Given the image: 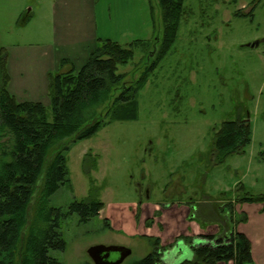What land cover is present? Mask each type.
Listing matches in <instances>:
<instances>
[{"label":"rangeland","instance_id":"obj_1","mask_svg":"<svg viewBox=\"0 0 264 264\" xmlns=\"http://www.w3.org/2000/svg\"><path fill=\"white\" fill-rule=\"evenodd\" d=\"M60 1L0 0V47L16 60L19 49L50 46L57 38ZM88 9L95 12L97 37L125 47L137 39L154 43L138 47L132 60L118 66V73L126 74L123 84L97 110L106 124L88 138L64 141L70 146L71 181L53 194L51 205L66 209L93 190L104 208L88 222L79 214L65 218L61 231L67 248L53 256L62 264H81L91 260L90 246L105 245L131 250L122 264L143 259L152 251L149 240L125 236L138 207L145 217L146 207L193 201L200 207L196 214L209 220L218 217L204 212L217 207H264L237 201L243 189L264 195V0H184L175 44L139 89L136 118L112 121L119 109L115 98L123 87L136 86L159 56L162 12L158 0H63L71 24L86 21ZM239 119L250 122L251 144L216 164V133L224 121ZM160 215L154 211L143 233H159ZM106 218L119 230L107 229Z\"/></svg>","mask_w":264,"mask_h":264},{"label":"trees","instance_id":"obj_2","mask_svg":"<svg viewBox=\"0 0 264 264\" xmlns=\"http://www.w3.org/2000/svg\"><path fill=\"white\" fill-rule=\"evenodd\" d=\"M158 3L163 22L159 56L136 86L123 87L113 102L120 110L113 111L111 121L136 118L139 89L175 44L185 13L184 0H158ZM151 16L154 20L153 13ZM153 43L137 39L125 47L110 38H98L80 68L49 73L48 107L40 102L19 101L9 91V54L0 47V264H62L53 252H63L67 248L61 231L63 220L79 214L82 222H88L100 215L104 203L93 190L86 199L74 201L66 209L51 205L53 194L71 181L66 158L70 146L64 141L88 138L106 124L97 110L110 99L113 90L123 84L126 74L118 73V66L132 60L138 47L149 49ZM251 141L249 121H224L215 135L212 151L216 164L233 154L243 153ZM242 191L238 202L264 203V195L250 196L244 189ZM139 208L135 216L137 221ZM246 220L243 214L235 222ZM105 227L112 230L108 218ZM200 237L208 243L193 245L194 258L181 264L253 263L250 239L234 227L225 236ZM146 238L152 251L132 264H162L161 251L166 247L161 245L160 238ZM178 239L193 243V237L181 235Z\"/></svg>","mask_w":264,"mask_h":264},{"label":"crops","instance_id":"obj_3","mask_svg":"<svg viewBox=\"0 0 264 264\" xmlns=\"http://www.w3.org/2000/svg\"><path fill=\"white\" fill-rule=\"evenodd\" d=\"M79 10L83 12L81 6ZM86 15V21L82 19L81 22L71 24L68 17L63 15V0H61L60 19L58 27L55 28L57 38L54 42L50 46H42V49H39L40 46L19 49L17 51L19 58L16 60L9 54L8 70L11 77L9 91L19 101L40 102L48 107L50 105L49 73L68 71L71 68L78 69L86 62L99 38L94 10L88 9ZM129 34L135 35L132 29ZM123 35L128 34L125 32ZM193 206V201L188 203L181 201L168 202L156 209L146 207V216H140L139 221L134 216L133 227L130 232H125V236L138 237L146 241H148L146 237L160 238L161 245L166 247L161 251L162 264H181L193 259V245L208 243L200 235L221 237L231 233L234 227L251 241L252 264H264V207H217L204 212L206 217L212 214L218 217L209 220L196 214L200 207ZM157 210L161 215L155 221L162 228L155 236L147 235L143 233L142 228L148 227L147 219L153 218L152 215ZM244 211H247V220L240 224L236 223L235 220L243 215ZM109 220L112 231L119 230L120 226L114 220ZM154 224L150 226L151 230ZM181 235L193 237V243L179 240L178 237ZM218 264H234V262Z\"/></svg>","mask_w":264,"mask_h":264},{"label":"water","instance_id":"obj_4","mask_svg":"<svg viewBox=\"0 0 264 264\" xmlns=\"http://www.w3.org/2000/svg\"><path fill=\"white\" fill-rule=\"evenodd\" d=\"M87 253L93 264H122L131 250L124 246L93 245L88 248ZM112 254H117V257Z\"/></svg>","mask_w":264,"mask_h":264}]
</instances>
